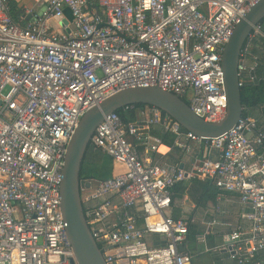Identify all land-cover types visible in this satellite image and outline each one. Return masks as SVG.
Instances as JSON below:
<instances>
[{
    "label": "built area",
    "instance_id": "2783aa9c",
    "mask_svg": "<svg viewBox=\"0 0 264 264\" xmlns=\"http://www.w3.org/2000/svg\"><path fill=\"white\" fill-rule=\"evenodd\" d=\"M259 0H42L26 24L0 0V264H78L61 212L67 144L86 110L126 87L157 85L206 121L227 107L222 51L236 22ZM65 10L70 19L65 21ZM263 35L257 23L249 40ZM247 42V43H248ZM247 46V45H246ZM237 66L241 86L257 62ZM248 77V78H249ZM203 144L214 158L189 171L153 157L161 139ZM264 134L242 116L225 134L200 137L156 107L123 123L110 113L90 144L113 160L110 178L84 179V215L106 264H191L180 250L189 230L173 217L172 187L187 176L210 180L248 206L247 230L223 246L237 264H261L264 251ZM143 147L144 154L140 148Z\"/></svg>",
    "mask_w": 264,
    "mask_h": 264
},
{
    "label": "water",
    "instance_id": "95a60500",
    "mask_svg": "<svg viewBox=\"0 0 264 264\" xmlns=\"http://www.w3.org/2000/svg\"><path fill=\"white\" fill-rule=\"evenodd\" d=\"M263 18L264 0H259L236 22L224 45L221 62L227 107L221 119L204 120L196 115L182 98L157 85L122 88L86 110L80 117L67 144L60 184L61 212L78 264H106L87 224L80 194L82 186H90L88 180L80 178V168L91 146L90 139L96 126L104 116L119 108L144 104L160 109L185 130L197 136L214 137L225 134L243 116L244 107L241 104L237 74V66L241 62L240 51L247 45L253 27ZM250 75L257 81L254 71H251ZM179 248L183 250L182 246Z\"/></svg>",
    "mask_w": 264,
    "mask_h": 264
},
{
    "label": "crops",
    "instance_id": "0c3cea01",
    "mask_svg": "<svg viewBox=\"0 0 264 264\" xmlns=\"http://www.w3.org/2000/svg\"><path fill=\"white\" fill-rule=\"evenodd\" d=\"M11 1L19 9L20 16L23 18L22 24H26L29 19L28 12L38 11L43 7L42 0ZM64 13L65 21L69 20L68 10H65ZM246 51L248 54L245 59L247 64L251 62L253 56L264 57V30L263 35L254 36L249 40ZM139 110H149V106H144ZM243 110L247 112V116L256 120L264 134V104L243 108ZM154 129L161 128L159 125H153L149 132L152 133ZM140 151L144 154L143 147L140 148ZM93 152L94 155L99 156L98 162H100L104 153L101 151L96 153V148L89 150V153ZM258 152L264 157V140ZM155 155L156 160L160 162L177 164L180 168L189 171L193 162L205 156L214 158L216 153L205 149L203 144L189 141L187 149H180L176 146L172 148L160 143ZM193 178L196 177L187 176L182 180L186 183L184 191L178 192L172 189L174 196L171 206L172 216L187 218L189 226L193 225L191 231L196 232L194 236L187 233L182 244L183 250L189 253L191 264H237L230 258L228 251L223 246L226 244L225 236L232 229L240 227L247 230L249 228L250 222L240 216L243 211L248 209V206L240 201L238 194L220 190L216 186L212 198L202 200V188L196 183L190 182ZM256 257L261 264H264V251H259Z\"/></svg>",
    "mask_w": 264,
    "mask_h": 264
},
{
    "label": "trees",
    "instance_id": "16d2710c",
    "mask_svg": "<svg viewBox=\"0 0 264 264\" xmlns=\"http://www.w3.org/2000/svg\"><path fill=\"white\" fill-rule=\"evenodd\" d=\"M7 5L9 6V13L13 18V20L21 25H24L21 22L23 18L20 16L21 14L19 12V9H17L15 4L11 0H7ZM258 23L261 25L262 29L264 30V18L261 19ZM256 62L257 64L253 71L255 76L257 77V81H254L253 78L247 76L245 82L240 86L241 104L243 105L244 108H249L264 104V57L256 56ZM183 100L187 103V100L185 98H183ZM144 106H148V105H144V104L128 105L115 110V113L120 117L123 123H128L136 120L138 110L143 108ZM162 113L164 115H167L164 112ZM247 115H248L247 112L243 110V116H247ZM169 119L171 121L173 120L171 117H169ZM181 128L185 130L183 127ZM152 134L158 136L161 139V143L169 145L172 148L175 147L174 135L171 132L163 131L162 129H154L152 131ZM99 152L100 150L97 149L96 153ZM155 156L156 155L153 154V157ZM84 159L80 168V178L82 177L84 179L102 180V179L110 178L112 176L114 170L113 160L108 155L104 154L100 158V162H92L88 160L86 161ZM190 182L196 183L199 187L202 188L203 191V192L201 191L202 200L210 199L215 194V189H216L215 185L210 180H200L193 178L190 180ZM185 185L186 183H184V181H180L177 182L172 187V189L181 192L185 190ZM192 226H193L192 224L189 226L188 232L189 234L194 236L196 232L191 231Z\"/></svg>",
    "mask_w": 264,
    "mask_h": 264
},
{
    "label": "flooded vegetation",
    "instance_id": "af4514ba",
    "mask_svg": "<svg viewBox=\"0 0 264 264\" xmlns=\"http://www.w3.org/2000/svg\"><path fill=\"white\" fill-rule=\"evenodd\" d=\"M90 149H95V148L92 147V146H90ZM90 149H89V150H90ZM89 150L87 151V153H86V155H85V157H84V158H85L84 160H86V161H87V160H88V161H92L93 158H94V156H95V155H94V152L91 154V153H89ZM92 151H94V150H92ZM92 157H93V158H92ZM81 179H84V178L81 177Z\"/></svg>",
    "mask_w": 264,
    "mask_h": 264
},
{
    "label": "rangeland",
    "instance_id": "374dc122",
    "mask_svg": "<svg viewBox=\"0 0 264 264\" xmlns=\"http://www.w3.org/2000/svg\"><path fill=\"white\" fill-rule=\"evenodd\" d=\"M98 161H99V156L95 155L92 162H98ZM92 164H94V163H92Z\"/></svg>",
    "mask_w": 264,
    "mask_h": 264
}]
</instances>
